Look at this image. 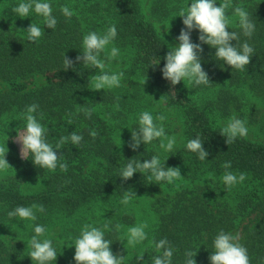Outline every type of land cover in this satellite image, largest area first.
<instances>
[{
	"label": "trees",
	"instance_id": "1",
	"mask_svg": "<svg viewBox=\"0 0 264 264\" xmlns=\"http://www.w3.org/2000/svg\"><path fill=\"white\" fill-rule=\"evenodd\" d=\"M41 2L51 4L52 15L57 20L55 29L43 25V17L34 11L30 12V17L12 20L15 14L9 5L6 6L8 0H0V80L7 87L4 91L0 89V117L16 112L20 126L26 128L22 113L27 106L37 104L39 107L34 115L46 129V142L53 148L61 136H69L72 132L82 135L83 139L79 146L69 141L61 149H54L60 155V162L67 163L66 172L59 166L54 172L39 168L33 164L31 155L25 160L12 146L8 149L5 158L15 176L0 181V229L10 224L25 223L23 236L31 238L36 225L45 227L46 235L50 228L67 221L73 226L65 227L63 232L70 230L73 241L79 237L92 207L101 202L114 211L109 212L107 221L99 227L109 224L105 239L112 242L110 248L114 254L124 256L123 264H151L152 257L161 254L156 252L154 244L161 239H167L173 250L172 264H185L186 251L197 252L194 257L196 264H211L209 257L214 251L216 235L221 230L232 234L245 221L240 227L238 242L247 249L250 264H264V186H260L264 181V145L244 137L227 145L226 137L219 133L221 128L214 126L208 116V111L220 117L228 115L231 108L240 111L244 86L256 94H264V0H230L226 15L231 16L234 8L241 6L255 24L251 38L243 34L237 16L229 24L228 31L236 32L239 37L238 41L231 43L240 49L247 42L254 49L250 63L243 71L231 69L222 60H216V49L199 41V30L191 31V41L203 48L199 53L201 65L210 80L207 85L195 86L198 90L212 92L205 106L196 105L185 97L180 82L173 86L163 78L161 69L166 63L168 45L146 20L139 0ZM191 2L155 0L151 5V13L158 21L170 23V33L177 43V37L185 27L182 17L177 15ZM65 5L74 12L70 19L60 11ZM24 23H29L27 28L31 23L40 26L42 37L29 42L27 34H22L17 28ZM112 25L116 27L117 36L100 58L108 61L106 54L112 47L125 52L124 56L128 57V67L123 71L125 79L132 76L144 79L169 106L182 108L186 113V143L159 156L165 167L179 168L182 176L173 183L149 182L147 176L150 173L136 172L128 180L119 177L120 170L129 160L144 162L156 155L153 142L141 143L138 149L132 150L129 147L131 131L138 130V123H133L124 143L117 148L110 124L95 112L101 106L116 103L117 97L110 91L89 89L91 78L98 69L85 68L82 60L75 59L82 55L85 34L95 31L103 35ZM64 55L74 62V66L67 70L63 69ZM46 73L52 74V80L27 88L25 80L35 74ZM83 109L93 110L91 118ZM69 119L72 124H68ZM93 130L97 133L94 139L90 135ZM197 137L208 152L203 161L186 148L187 142ZM229 161L231 167L223 168L222 165ZM225 171L237 176L240 173L246 175L242 183L229 190L230 194L221 179ZM24 177L38 181L39 187L33 192L23 193L19 182ZM166 187L173 194L170 199L168 193L166 197L160 196L159 203L152 204L157 221L150 232L149 244L137 255H127L121 235L125 226L133 224V218L131 214L114 209L116 200L126 191L142 195ZM32 204L43 205L45 209L35 213V221H22L18 217L10 219L7 215L17 206ZM117 224L121 226L119 231L116 230ZM28 251L21 239L9 244L0 237V264H35L27 255ZM141 254L143 258L137 260ZM51 264L76 262L57 255Z\"/></svg>",
	"mask_w": 264,
	"mask_h": 264
},
{
	"label": "clouds",
	"instance_id": "2",
	"mask_svg": "<svg viewBox=\"0 0 264 264\" xmlns=\"http://www.w3.org/2000/svg\"><path fill=\"white\" fill-rule=\"evenodd\" d=\"M229 7L230 0H223L222 3H219V6H217L216 0H192L190 6L180 10L177 16L182 17V23L185 27L181 29L177 37L179 43L171 47L166 54V63L161 69L163 78L170 81L171 85L174 86L185 80L194 86L207 85L210 82L208 74L201 65L199 53L203 52V48L201 44L193 43L190 38V33L193 29L199 30V41L216 49L214 54L216 60H222L224 64L231 66V69L234 68L239 71H243L249 65L254 49L247 42L243 43L240 49L231 43L233 40L238 41L239 37L236 32L228 31L230 21L226 15V10ZM32 11L43 17V25L50 29H55L57 20L52 15L53 9L48 2L27 0V2H20L12 8V13L21 18L30 17V12ZM60 11L69 19L74 15V12L66 5L61 6ZM234 15L239 18V26L243 30V34L251 38L255 31V24L250 20L248 12L241 6H236ZM25 31L27 33L26 39L29 42H36L43 35L42 28L34 23H31ZM116 36L115 25L110 26L103 35L92 31L83 36L82 55H77L75 59L76 61L82 60L83 67L97 68L100 72V74L92 76L89 89L111 90L121 86L123 73L109 74L105 71L104 60L100 58L101 53L105 52L107 46ZM118 55L119 49L112 47L107 52L106 59L111 61ZM73 66L74 62L64 55L63 69L67 70ZM38 107L37 104L29 105L26 111L22 113V117L26 120V128L19 133L16 132L15 138V141L21 145V158L26 160L31 155L33 164L39 168L54 172L59 166L61 171L66 172L68 170L67 163L60 162V155H57L54 149H61L69 141L72 145L79 146L83 137L75 132H72L69 136H61L55 148H53L50 143L46 142V129L34 115ZM83 111L88 118H91L92 109H83ZM165 119L164 115H158L154 120L153 115L148 111L140 113L138 130L131 131L129 147L135 151L141 143L146 145L159 139V147L166 152H172L176 144V138L174 136L168 137L163 124L158 125L155 122L156 120L163 122ZM68 124H72L71 119L68 120ZM219 133L226 137L228 145L237 138L246 137L248 129L245 121L233 116L229 118L227 124L220 129ZM90 135L94 139L97 133L93 130ZM186 148L196 153L201 161L208 156V152L204 149L199 137L190 139L186 144ZM7 151L4 147H0V171H6L11 166L5 158ZM222 167L229 169L231 162H225ZM136 172L141 174L150 173L147 176V180L156 184L161 181L173 183L182 176L179 168L162 165L158 155H152L150 160H144V162L129 160L126 166L120 170L119 177L123 180H128ZM221 179L226 190H231L236 184L242 183L246 179V175L240 173L237 176L230 171H225ZM133 194L135 193L126 191L120 202L124 205L129 204ZM37 211L44 212V206L37 204H32L28 207L17 206L14 210L9 211L7 215L10 219L18 217L22 221H35L37 219L35 214ZM120 227L117 224L116 230L119 231ZM147 227L146 223L130 227L126 237L127 245L134 248L137 244L146 240L147 233L145 229ZM107 229H109L108 223H105L102 228L85 224L79 237L75 238L70 245L67 244L68 247L75 246L73 259L76 264H123L124 256L114 254L110 248L112 242L105 239V230ZM45 232V227L36 225L34 227V235L26 242V248L29 249L27 255L35 264H51L52 261L57 259V252L53 247L52 240L41 239V237H44ZM238 239L237 236L221 230L213 241L214 251L209 257L211 264H250L247 249L238 242ZM154 244L156 252L161 254L152 257L151 264H172L173 250L169 246L167 239H161L158 242H154ZM196 253L186 251L185 264H196L194 259ZM142 258L143 254L136 257L137 260Z\"/></svg>",
	"mask_w": 264,
	"mask_h": 264
},
{
	"label": "rangeland",
	"instance_id": "3",
	"mask_svg": "<svg viewBox=\"0 0 264 264\" xmlns=\"http://www.w3.org/2000/svg\"><path fill=\"white\" fill-rule=\"evenodd\" d=\"M141 4L142 13L144 14L146 20L151 23L157 33L165 40L168 45V50L171 47L176 46L178 43L172 37L170 33V23L167 21L160 22L151 13V5L155 0H139ZM20 2H25L24 0H8L6 6L12 8L18 5ZM222 0H217V6L222 3ZM1 9V8H0ZM229 8L226 10V14ZM228 16V15H227ZM19 16L13 15L12 20ZM234 12L228 19L231 23L234 22ZM239 19V18H238ZM29 23H24L22 26L18 25L20 32L22 34H27L26 29ZM20 26V27H19ZM108 50H111L108 49ZM125 52L119 51V55L111 60L105 62V71L109 74L112 73H123V71L128 67V57ZM114 61V62H113ZM100 74L99 70L95 75ZM52 80V74L46 73L45 75L35 74L25 80L28 89L38 87L41 84H45ZM181 89L184 92V96L190 99L196 105H204L206 100L210 98L212 92L209 90H198L193 84H190L187 80L181 81ZM0 89L6 90L7 87L5 83L0 80ZM112 90V91H111ZM111 90L99 91H110L117 97V102L109 106H101L95 112L97 116L105 120L110 124L112 129V137L117 148H120L125 141L126 134L131 124L138 123L139 114L148 111L155 117L158 115H164L166 119L163 122L156 120L155 122L163 124L165 133L168 137H175L176 144L174 149L181 147L186 143V113L182 108L169 106L162 97L149 85L147 81L142 78L132 76L129 79H125L124 75L121 78V86L118 88H113ZM97 91V90H96ZM242 93L244 95L243 106L240 111L231 108V111L226 116H218L208 111V116L212 120V124L217 127H224L229 118L235 116L246 122V127L248 129V134L245 139L252 141L254 143L264 145V94H256L247 88V86L242 87ZM209 110V109H208ZM25 128L20 126L19 116L16 112H11L0 117V147H4L7 151L13 149L20 155L21 145L15 141L16 132H21ZM166 143V141H165ZM160 140L153 141V150L158 156H163L167 153L164 149L159 147ZM173 149V150H174ZM7 160V159H6ZM15 172L9 166L6 171H0V181L5 178H13ZM40 183L38 181L29 180V178H22L19 182L20 190L23 193L33 192L39 187ZM260 186H264L263 183ZM167 188V189H166ZM162 188L158 192H153L149 194H142L132 196L129 204L124 205L120 201L123 197L116 200V211L124 212L126 214H131L133 218V224L125 226L122 230V244L125 252L129 256L137 255L140 253L145 246L149 244L150 232L154 228L157 221V215L153 210L152 204L154 202L159 203L160 196L166 197L169 194V199L172 197L173 192L168 190V187ZM229 192V190H228ZM230 194V192H229ZM113 210L108 204H103L101 202L95 204L92 207L91 215L88 216L86 224H90L94 227H99L103 222L107 221L109 212ZM114 211V210H113ZM245 221L241 222L240 227ZM146 223L148 227L145 229L147 233V239L142 243L137 244L134 248L129 247L126 243L127 232L130 227L136 226L138 224ZM25 224V223H24ZM20 224H10L4 226L0 229V237L6 243H12L17 239H21L25 247H27L26 242L30 239L24 237L23 228L25 227ZM68 226H73L70 222L62 221L59 224L50 228L48 233L41 237V239H51L53 247L55 248L57 255L65 258L66 260H72L75 253V246L72 245L68 247L67 244L72 243V234L70 230L63 232V229ZM240 227L236 228L231 234L233 236L240 237Z\"/></svg>",
	"mask_w": 264,
	"mask_h": 264
}]
</instances>
